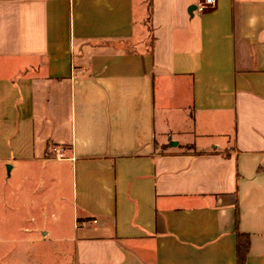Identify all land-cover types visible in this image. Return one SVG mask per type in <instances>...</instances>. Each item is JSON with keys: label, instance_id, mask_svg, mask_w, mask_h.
<instances>
[{"label": "crops", "instance_id": "obj_1", "mask_svg": "<svg viewBox=\"0 0 264 264\" xmlns=\"http://www.w3.org/2000/svg\"><path fill=\"white\" fill-rule=\"evenodd\" d=\"M202 2L0 0V165L75 264H264V0Z\"/></svg>", "mask_w": 264, "mask_h": 264}, {"label": "rangeland", "instance_id": "obj_2", "mask_svg": "<svg viewBox=\"0 0 264 264\" xmlns=\"http://www.w3.org/2000/svg\"><path fill=\"white\" fill-rule=\"evenodd\" d=\"M47 171L17 169L8 177L0 165V264H75L72 230L60 221Z\"/></svg>", "mask_w": 264, "mask_h": 264}, {"label": "trees", "instance_id": "obj_3", "mask_svg": "<svg viewBox=\"0 0 264 264\" xmlns=\"http://www.w3.org/2000/svg\"><path fill=\"white\" fill-rule=\"evenodd\" d=\"M250 241L248 236L237 231V261L244 264L249 251Z\"/></svg>", "mask_w": 264, "mask_h": 264}, {"label": "built area", "instance_id": "obj_4", "mask_svg": "<svg viewBox=\"0 0 264 264\" xmlns=\"http://www.w3.org/2000/svg\"><path fill=\"white\" fill-rule=\"evenodd\" d=\"M215 3V0H203L201 4L198 5L197 11L199 13L205 12L210 6H213ZM52 152L55 153L56 158L58 159H66L65 153L62 149L58 147H53Z\"/></svg>", "mask_w": 264, "mask_h": 264}, {"label": "water", "instance_id": "obj_5", "mask_svg": "<svg viewBox=\"0 0 264 264\" xmlns=\"http://www.w3.org/2000/svg\"><path fill=\"white\" fill-rule=\"evenodd\" d=\"M7 169H8V172L10 173L11 167H10V166H8V167H7Z\"/></svg>", "mask_w": 264, "mask_h": 264}]
</instances>
